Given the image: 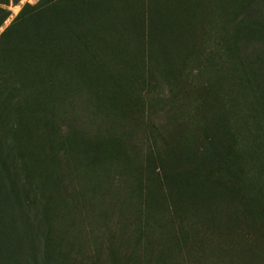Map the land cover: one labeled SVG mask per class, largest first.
I'll return each instance as SVG.
<instances>
[{
    "label": "rangeland",
    "instance_id": "rangeland-1",
    "mask_svg": "<svg viewBox=\"0 0 264 264\" xmlns=\"http://www.w3.org/2000/svg\"><path fill=\"white\" fill-rule=\"evenodd\" d=\"M44 1L17 0L1 6L8 16L0 33L22 9L25 13L37 12ZM246 2L132 0L126 5L131 28L120 31L119 38L114 39L103 23L94 34L85 35L84 22L88 23L94 13L72 25L70 39L82 43L85 48L81 52L53 40L59 34L55 26L49 37L51 44L39 49L45 57L25 48L23 38L0 43V106L8 94L14 95L11 101H20L31 109L33 104L32 111L25 115L40 126L35 134L49 133V145L45 135L39 140L48 161L42 168L58 176L63 195L61 218H50L57 223L52 239L71 262L113 264L109 256L116 253L117 264L228 263L224 253L215 260L219 246L225 245V235L233 228L224 226L217 231L198 222L188 233L187 229L174 237L169 233L170 206L162 196L173 188L171 182L164 184L167 167L173 164L171 154L203 150V93L214 102L215 109L232 110V121L240 117L242 104L229 92L230 77L233 73L238 81L246 69L243 63H237L243 59L242 53L233 50L228 37L235 24L232 19H238ZM46 13L43 8L42 14L31 15L33 22L26 27L27 31L32 27L31 39H39L41 32L48 37ZM111 16V10H106L103 22ZM34 28L41 30L33 35ZM98 72L106 78L102 79L101 93L114 88L134 103L127 108L119 103L123 109L118 121L108 125L99 122L106 112L98 111L88 89L78 95L80 87H74L88 78L86 84L96 87ZM8 108L0 109L4 120L9 118ZM110 132L117 139L104 140L114 145L118 155L95 166L83 160L78 164L73 152L80 159L82 150H70L73 140L83 134L97 141L95 138H106ZM57 143L61 146L56 148ZM24 151L29 155L30 160L25 158L29 166L32 146ZM161 168L167 169L162 172ZM209 170L206 166L204 171ZM153 191L164 198L160 200L163 208L154 210ZM237 261L235 256L232 264Z\"/></svg>",
    "mask_w": 264,
    "mask_h": 264
},
{
    "label": "trees",
    "instance_id": "trees-1",
    "mask_svg": "<svg viewBox=\"0 0 264 264\" xmlns=\"http://www.w3.org/2000/svg\"><path fill=\"white\" fill-rule=\"evenodd\" d=\"M16 1L0 0V26L8 16V11L1 6ZM130 2L132 0H45L42 6L48 10L45 25L48 37L41 32L39 39H31L32 27L26 30L33 22L31 15L42 14L40 6L37 12L25 13L22 9L0 33V43L9 38H23L25 48L34 49L45 57L46 54L39 49L44 44H51L49 37L55 26L59 34L53 40L81 52L85 48L82 43L70 39L74 34L72 25L94 13L88 23L84 22L85 35L94 34V30L104 24L114 39L119 38L120 31L127 30L128 24L132 23L126 7ZM94 7H98L97 10H92ZM106 10H111L112 16L103 22ZM239 11L238 19L235 16L231 21L235 24L229 31L228 41L234 51L238 49L242 53L243 59L237 63H243L246 69L238 81L233 73L230 77L229 92L238 96L242 104L240 117L232 121L235 118L232 110L228 113L218 107L215 109L214 102L203 93L200 107V128H203L201 131L205 137L203 150L200 153L184 150L181 154H171L173 164L167 167L164 184L171 182L173 188L162 197L170 206L169 233L174 237L187 229L188 233L198 222L217 231L227 226L233 230L225 235L228 244L225 238V245L219 246L217 259L214 257L215 262L224 253L229 259L227 264H232L235 256L237 264H264V0H247ZM40 30L34 28L33 35ZM102 79H106L105 75L98 72L96 87L86 84L89 78L81 86L76 84L74 87H80L78 95L88 89L95 97L98 111L107 113L99 122L108 125L117 122L121 110L134 103L123 98V94L114 88L101 93L104 89ZM8 95L0 106V109L6 105L9 107L7 120L0 114V264H78L66 258L52 239L57 223L50 222V218H61L63 195L58 176L52 171L44 172L42 168L48 161L39 140L42 135L48 139L49 133L35 134L40 126L29 114L25 115L32 111L33 104L31 109L30 105L11 101L14 95ZM119 103L124 107L121 108ZM30 138L37 140L31 141ZM95 139L97 141L81 134L73 140L70 150L83 152H80V159L73 152L78 164L83 160L95 166L100 160L118 155L114 145L105 142L115 141L116 135L110 132L106 138ZM30 145L33 160L28 166L25 158L30 159L24 149ZM58 145L61 146L57 143L56 148ZM206 166L210 168L207 173L204 171ZM167 168H161L162 172ZM38 172L40 174L36 175ZM128 176H131L130 169ZM151 197L154 210L163 208L160 200L164 198L154 191ZM109 258L113 264L118 263L116 253H111Z\"/></svg>",
    "mask_w": 264,
    "mask_h": 264
}]
</instances>
